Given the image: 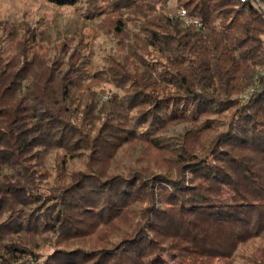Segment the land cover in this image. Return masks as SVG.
I'll list each match as a JSON object with an SVG mask.
<instances>
[{
    "label": "trees",
    "instance_id": "1",
    "mask_svg": "<svg viewBox=\"0 0 264 264\" xmlns=\"http://www.w3.org/2000/svg\"><path fill=\"white\" fill-rule=\"evenodd\" d=\"M92 1L142 20L139 32L128 33L129 54L109 69L127 89L110 97L108 108L95 94L75 92L73 68L58 74L50 68L33 79L27 63L0 68V256L13 263L35 252L42 234L63 242L85 237L135 202L145 204L138 212L144 220L118 241L94 250L56 247L44 264H165L161 251L170 240L182 246L173 250L200 259L231 256L255 239L264 243V86L243 98L264 66V12L253 0H177L176 12H166L169 0ZM181 6L204 28L184 24L176 15ZM130 19L117 18L119 34ZM147 49L157 54L153 60L140 54ZM229 109L224 129L208 144L182 142L178 177L100 167L132 140L167 148L162 134L169 123ZM49 151H62L63 165L87 154L90 170L67 181L61 173L49 186L41 168ZM250 258L264 264V244Z\"/></svg>",
    "mask_w": 264,
    "mask_h": 264
},
{
    "label": "rangeland",
    "instance_id": "2",
    "mask_svg": "<svg viewBox=\"0 0 264 264\" xmlns=\"http://www.w3.org/2000/svg\"><path fill=\"white\" fill-rule=\"evenodd\" d=\"M107 5L99 1L95 4L91 0H80L73 5H57L49 0H0V68L12 70L27 63L32 67L29 79L41 76L50 68L56 74L73 68V71L68 72V77L77 83L75 92L84 96L95 94L98 106L108 108L109 98L115 94L122 96L127 89V86L124 89L121 87L122 82L118 81L120 87L115 83L117 81L112 78L109 69L113 60L124 61V56L129 54L124 46L128 42V33L139 32L142 20L136 19L138 16L134 14L115 11ZM178 5L177 0H169L166 12H176ZM120 15L131 18L127 21L124 34L117 32V18ZM140 54L147 55L150 60L157 56L152 49ZM263 83L259 81L261 87ZM86 88L89 89L85 91ZM83 109V106H79V111ZM231 110L202 116L196 122L181 120L169 123L162 134L165 142H169L167 148H156L139 139L132 140L118 149L111 159L105 160L106 163L101 161L102 165L99 166L125 175L138 171L144 178L158 174L178 177L182 170L177 159V149H181L182 142L192 148L208 144L224 129ZM79 111L77 115H80ZM79 117H83V114ZM64 155L62 151H49L41 160L42 170L49 175V186L58 182L61 173L64 175L63 180L67 181L71 173L90 170L87 154L68 159L63 165ZM230 195L225 190L223 201L230 200ZM144 205L137 202L129 205L124 209L129 212L117 218L114 225H100L85 237L63 242L59 241L55 233L42 234L38 238L39 246L35 252L13 263L0 256V264H44L56 247L94 250L107 246L132 230L134 223L144 220L138 213ZM170 241L168 243L172 247L179 245ZM263 244L260 240H251L240 245L231 256L211 259H200L193 252L173 250L169 245L162 247L161 254L165 264H249L250 257L259 254Z\"/></svg>",
    "mask_w": 264,
    "mask_h": 264
},
{
    "label": "built area",
    "instance_id": "3",
    "mask_svg": "<svg viewBox=\"0 0 264 264\" xmlns=\"http://www.w3.org/2000/svg\"><path fill=\"white\" fill-rule=\"evenodd\" d=\"M242 2H246L249 0H240ZM258 7L264 12V3L261 0H253ZM177 17L183 21L184 24L190 25L194 24L199 28H204L203 21L199 20L198 18H194L190 16L184 6H181L177 12ZM264 79V66L261 67L258 72L254 76L255 83L250 86L243 94L244 100L247 102L250 100L251 96L256 93L257 91L261 90L262 87L259 84L260 79ZM27 264H34L32 262Z\"/></svg>",
    "mask_w": 264,
    "mask_h": 264
}]
</instances>
